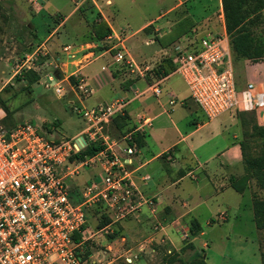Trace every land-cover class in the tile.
Returning a JSON list of instances; mask_svg holds the SVG:
<instances>
[{"label": "crops", "instance_id": "1", "mask_svg": "<svg viewBox=\"0 0 264 264\" xmlns=\"http://www.w3.org/2000/svg\"><path fill=\"white\" fill-rule=\"evenodd\" d=\"M89 2L92 7L81 12L78 10L80 5L71 2L74 8L66 16L55 14L60 16L58 21L52 19L55 15L45 13L44 4L36 11L37 17L31 25L36 39L42 42L37 50L41 53L39 50L47 43V52L56 55L54 69L46 73L43 81L57 70L58 80L66 84L64 94L69 98L68 104L74 110L107 104L115 99L127 100L124 111L127 120L122 123V131L132 130L140 136L136 130L141 120L147 118L151 121L150 127L140 136L138 152L130 157L127 170L139 192L156 200L157 210L155 215H151L143 207L138 216L119 222L123 234L121 241L124 242L126 237L132 240L152 236V240L163 237L171 245H176L172 236L179 239L182 232L189 235L190 224L195 221L200 233L189 241L199 250L209 249L208 242L197 245L196 241L213 228L212 224L218 223L216 217L220 213H225L226 220L222 222L225 223L228 210L235 214L241 206L248 204L250 222H253L250 197L245 191L238 193L231 186L232 179L243 174L239 128L230 114L208 120L189 99L181 77L175 79L177 74L174 72L162 77L160 64L172 54V50L167 54L169 44L164 39L173 32L178 36L176 40L185 44L208 33L225 32L221 0H154L152 5L160 9L158 15L141 19L137 29L128 37L123 36L124 30L113 26L112 15L124 17L120 9L129 7L139 12V9H146L148 0ZM88 15L90 22L86 21ZM74 17L76 20L71 28L64 31L66 23ZM100 22L110 30L102 40L92 32L93 26ZM164 30L166 32L163 33ZM64 37L73 38L75 44L63 43ZM132 38L135 40L131 46H126ZM176 43H171V48ZM144 48L150 50L145 52L147 49ZM117 52H123L126 60L116 61ZM86 68L90 69L85 72ZM31 70L37 72V65ZM69 77L74 83L69 81ZM262 78L259 86H264V72ZM257 79L254 77L255 81ZM249 82H253L252 79ZM157 83L161 91L154 95L151 89ZM79 85L91 92L81 94L77 89ZM171 99L176 100L173 106L169 105ZM258 115H262L257 119L260 124L264 121L263 111ZM114 134L111 139L118 137L117 132ZM200 175L203 181H200ZM212 201L216 202L213 206ZM220 207L224 208L219 210ZM155 222L163 225L162 232L153 231ZM226 228L228 233L225 237H230L231 231ZM211 244L214 245L213 241ZM136 250L124 251L125 258L135 256ZM204 261L216 264L205 254Z\"/></svg>", "mask_w": 264, "mask_h": 264}, {"label": "built area", "instance_id": "2", "mask_svg": "<svg viewBox=\"0 0 264 264\" xmlns=\"http://www.w3.org/2000/svg\"><path fill=\"white\" fill-rule=\"evenodd\" d=\"M70 1L81 5L93 0ZM28 2L33 9L40 7L39 0ZM35 56L37 51L25 56L16 74L31 70ZM115 56L118 62L126 60L123 52ZM170 58L190 100L208 120L223 114L264 111L262 88L247 82L237 90L225 32L208 33L192 43L177 42ZM43 84L58 99L63 96L60 80L52 82V76L47 75ZM77 89L81 94L91 92L83 85ZM151 91L159 95V83ZM127 104L125 99H115L76 109L86 126L64 141H50L28 123L9 129L0 124V264H85L91 255L86 257L82 246L92 238L89 211L96 205L110 221L100 229L106 234L114 232L113 225L138 216L143 207L155 215L156 200L139 192L127 170L130 157L138 152L135 132L117 141L102 131L113 117L123 115ZM175 104L176 100L169 101L170 106ZM150 124V119H142L136 131L144 134ZM91 144H97L99 151L79 157ZM84 169H93V176L83 191L72 189L74 184L69 189L68 184ZM224 216L220 213L216 220L222 221ZM163 229L155 222L154 232ZM181 237L186 239V233Z\"/></svg>", "mask_w": 264, "mask_h": 264}, {"label": "rangeland", "instance_id": "3", "mask_svg": "<svg viewBox=\"0 0 264 264\" xmlns=\"http://www.w3.org/2000/svg\"><path fill=\"white\" fill-rule=\"evenodd\" d=\"M152 1L154 2V0H148L146 9H139V12L131 7H129L130 9H120L125 16L112 15L113 26L118 30H124V37L131 36L139 26L141 19L150 18L153 14L154 17L158 15L160 9H156L158 7H154ZM43 4L45 5L44 9H46L45 13L51 15L60 13L66 16L74 8L70 0H39L40 7L37 9H33L28 0H0V124L6 128H12L22 123H28L39 128L41 134L48 140L64 141L78 135L86 124L81 116L68 104L67 94H63L58 99L53 90L47 89L43 84V77L54 69V57L56 56L47 52V43L39 50L42 52H38L37 48L42 42L36 39V35L32 31L31 21L37 17L36 11L42 9ZM45 17H47V14ZM59 17L55 15L52 19L58 21ZM88 18H86V21L90 22V15H88ZM75 20L74 17L68 21L64 31L70 29ZM164 32L166 31L164 30ZM176 37L178 36L173 32L164 39L169 44L166 47L168 55L172 50L171 43L180 41L179 39L176 40ZM62 40L63 43L71 46L75 44L73 38L64 37ZM134 40L135 38L130 39L126 46L130 47ZM143 50L146 52L150 48H144ZM35 51H37L35 64L40 80L37 84L28 88L24 81H17L15 77L18 75L16 74L18 66L23 63L25 56H30ZM232 65L237 90L243 89L251 79L257 89L262 88L264 90V86L259 87V83L261 84L263 80L264 59L252 62L233 57ZM89 69L86 68L85 72ZM253 75L260 80L255 81ZM179 77V75H176L174 78L180 79ZM61 86L64 88L66 84L61 82ZM2 105L8 109V113L4 111ZM75 107L78 108V105ZM242 116L248 121L254 117L258 125L264 126L263 120L260 121V124L257 120L262 115L245 114ZM239 117L238 115L233 116L239 128V138L242 140L245 139L244 135L249 136V127L242 128L238 120ZM250 146L249 154L255 155L259 148V141L252 140ZM242 173L246 174V171L243 170ZM92 176L93 169H84L78 178L68 184L69 189L74 184L72 189L83 191L86 181L90 180ZM200 181H203L201 175ZM244 191L250 199L253 198V195H256L258 199L264 200V190L257 188L253 178L248 180ZM213 201L212 206L216 203ZM228 202H232V200H228ZM221 208L224 207H220L219 210ZM89 213L88 226L91 228L92 238L85 241L82 251L86 257L89 255L92 257L87 259L85 264H178L177 261L171 262L172 257H176L178 254L184 261L189 257V249L181 253V249L189 243L188 238L183 239L180 237L178 239L177 236H172L173 240L177 242L176 245H171L168 239L163 237L152 240V236L132 240L126 237L123 242L121 241V236H123L121 233L122 226L119 223L115 224L116 226L113 225L115 226L113 228H116L114 230L116 234L109 232V230V234H106L98 229L97 225L102 219L101 214L104 213L100 205L92 207ZM223 214L225 215V213ZM224 217L226 218V215ZM250 219L251 210L248 208V204L241 206L239 212L235 214L234 211L228 210V221L222 223L226 220L224 219L212 224L213 228L204 237H199L196 244H201L204 241L208 242L209 249H202V252L205 256L212 258V261L216 264L218 262V264H260L259 254L264 251L263 234L261 231L255 230ZM226 227L231 231L230 237H225V233H228ZM85 237L87 238L88 235ZM212 241L214 245L211 244ZM139 247H146L147 249L145 248L143 251L136 250ZM130 248L136 250L135 253L137 254L125 258L127 256L124 255V251ZM221 259L222 262L219 261Z\"/></svg>", "mask_w": 264, "mask_h": 264}, {"label": "trees", "instance_id": "4", "mask_svg": "<svg viewBox=\"0 0 264 264\" xmlns=\"http://www.w3.org/2000/svg\"><path fill=\"white\" fill-rule=\"evenodd\" d=\"M91 7V3L86 1L79 6L78 10L81 12ZM221 8L225 33L229 40L231 58L235 57L239 60L252 62L264 59V0H221ZM92 32L98 40H102L110 30L104 22H100L93 26ZM160 68L162 69V77L171 74L175 70L170 57L161 61ZM15 79L17 81H24L26 86L30 88L39 82L40 75L34 70H26L16 75ZM69 81L74 83L72 77H69ZM2 106L4 111L8 113V109L4 105ZM245 114L255 115L254 112H237L234 114L235 116H240L238 120L242 128L249 127V136L244 135L245 139L242 140L239 138L241 164L246 174L243 173L240 177L233 178L231 181L232 188L238 193L244 191L250 178L255 180L258 189L264 190V126L258 125L254 117L250 121L244 119L242 115ZM126 120L127 116L125 113L113 117L109 123L103 126V133L112 137L117 132L118 137L114 139L117 141L121 140L124 135L133 132L132 130H121L123 128L122 123H125ZM7 129L9 128L7 127ZM141 135L143 136L144 134ZM140 136L133 134L134 141L138 145L141 143ZM252 140L259 141V148L255 155L249 154V150L251 149L250 142ZM99 149L97 144H91L78 156L90 157L99 151ZM251 204L255 228L262 232L264 241V200L258 199L256 195H253ZM101 218V222L97 225L98 229H102L110 222L105 213L101 214ZM199 233L200 228L198 224L192 221L187 238L191 240ZM113 234H116V232H113ZM186 249L190 250L186 261L181 259L180 255L177 254L176 257H172L171 262L177 261L178 264H206L203 250L197 249L190 241L181 249V253L185 252ZM259 255L260 264H264V251H261Z\"/></svg>", "mask_w": 264, "mask_h": 264}, {"label": "water", "instance_id": "5", "mask_svg": "<svg viewBox=\"0 0 264 264\" xmlns=\"http://www.w3.org/2000/svg\"><path fill=\"white\" fill-rule=\"evenodd\" d=\"M51 76H52V82H56V81L59 79L58 71L55 70V71L51 74ZM51 85H52V83H51Z\"/></svg>", "mask_w": 264, "mask_h": 264}]
</instances>
